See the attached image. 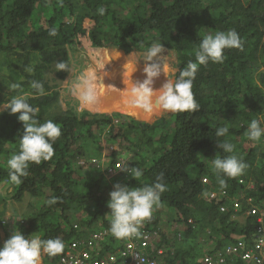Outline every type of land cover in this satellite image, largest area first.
I'll use <instances>...</instances> for the list:
<instances>
[{
  "label": "trees",
  "instance_id": "16d2710c",
  "mask_svg": "<svg viewBox=\"0 0 264 264\" xmlns=\"http://www.w3.org/2000/svg\"><path fill=\"white\" fill-rule=\"evenodd\" d=\"M53 28L54 37L49 35ZM230 30L239 34L242 47L226 49L222 62L199 66L192 88L200 105L196 112H173L149 123L103 107L91 109L97 113L79 110L72 100H64L68 111L57 104L58 81L67 78L80 62L76 54L90 45L130 54L159 41L176 54L182 69L195 59L203 36ZM56 62L67 63L70 71H55ZM53 71L55 77H49ZM33 80L54 95L41 97L30 87ZM13 83L20 87L12 89ZM20 94L37 109L36 118L53 120L61 135L53 142V157L30 164L29 175L15 184L7 160L19 151L24 128L16 115L0 113V185L7 180L12 188L10 198L0 190V225H5L8 200L22 203L28 195L44 201L36 212L19 215L13 210L9 226L25 236L63 240L62 253H42L45 264H57L75 238L110 229L107 177L80 165L81 160L102 158L106 148L111 163L105 172L116 168L122 151L138 158L130 167L143 170L137 181L121 174L114 177L116 183L139 187L164 174L160 206L143 222L148 231L162 235L163 264H202L207 247L220 250L227 260L226 247L255 242L256 223L244 216L249 204L241 200L236 211L232 203L242 195L264 202V137L252 142L246 136L249 122L264 114V0H0V102ZM42 100L52 105L43 107L47 102ZM221 126H228L229 134L219 139L232 142L233 154L248 165L240 176L223 177V187L211 164L217 154L228 155L217 148L215 132ZM110 143L116 148L106 147ZM204 177L213 189L226 190V196L205 198ZM241 180L251 183L249 190ZM53 197L57 203L49 206L46 201Z\"/></svg>",
  "mask_w": 264,
  "mask_h": 264
},
{
  "label": "clouds",
  "instance_id": "9594fccd",
  "mask_svg": "<svg viewBox=\"0 0 264 264\" xmlns=\"http://www.w3.org/2000/svg\"><path fill=\"white\" fill-rule=\"evenodd\" d=\"M100 12L103 14V9H100ZM49 35L56 36V29H51ZM242 43L239 34L234 30L227 32L216 31L215 34L203 36L199 40L198 47L195 49V59L189 60L182 69L178 67V61H176L175 66L178 70L176 76L179 75L175 77V80L167 78V81L159 90H154L153 84L155 80L160 77L162 72L165 74L168 54L174 52L166 51L161 42L153 41L142 53L143 58L141 60L145 62L143 72L146 78L143 81H131L130 87L126 86L125 90H123L127 97V104L132 108H140L145 111H152L153 109H162L168 112L193 113L198 111L200 105L194 98L192 88L199 66L206 65L209 61L216 63L222 62L226 49L241 48ZM123 52L127 54L125 51ZM54 67L57 72L70 71L68 64L65 62H56ZM99 74L97 73L101 77L99 81H102L105 75L103 73ZM96 84L100 87L105 86L103 83H98V80ZM19 87V84L13 83L11 85L12 89H18ZM30 87L37 94H44L45 90L41 82L33 80ZM73 90L76 91L82 103H92L96 99V89L92 86V82L87 76L79 82H73ZM1 109L3 110L1 111ZM3 111H7L10 115H16L18 121L22 123L24 128L23 135L19 139V151L13 153L7 160L10 181L15 184H21L23 183L22 178L29 175L28 169L30 164H40L42 161H48L53 157V142L60 137L61 129L51 119L40 122L36 118L37 109L28 103L26 96L23 94L12 96L7 102H0V113ZM257 117L249 122L246 130V136L252 142H259L264 137V114L258 115ZM228 134V126H221L216 129L217 148L220 150L219 152L228 155L220 156L217 154L211 160L213 171L219 177V183L222 187L226 186V180L223 177L235 178L242 175L248 167L242 158L233 154L235 146L232 142L219 139L226 137ZM105 152L100 159L89 161L81 160L80 165L83 168L104 173L107 177L108 184L109 178H117L121 174L130 175L136 181L143 176V170L140 167H130V162H126L123 157H120L117 162V164H122L121 168H118L116 164V168L108 170V173L105 172L104 168L111 163V159L107 154L108 148L105 149ZM163 181L164 174L160 173L155 182L139 187L121 185L120 183L114 184L113 188L111 187L109 189L111 191L109 193L110 199L107 202L109 212L105 215L110 219V229L99 232L94 230L87 233L84 237L75 238L67 245L63 256L70 257L72 255L79 258L84 252H87L90 256L88 258L82 257V260H85V262L94 263L97 260L100 263L106 264H125L120 258L113 262L111 261V257L113 255L119 257L120 253L126 250L125 242L129 238L139 242L144 235L149 234L152 238L153 246L145 254L156 261L157 264H163L164 248L159 246L162 235L157 231L151 233L143 223L151 217L153 209L160 206L161 194L166 191V185ZM203 183L207 189L205 198L209 200L220 198L219 196L223 192H225L224 196H226V190L213 189L211 187V181L208 177H204ZM240 183L249 190L251 183L247 184L243 180ZM253 189H256L255 186ZM212 194H217V196L213 198ZM5 197L10 198L8 195ZM57 200V197H53L48 199L46 203L51 206L56 204ZM241 200L249 204L244 216H250L255 221L256 240L251 244L242 240L235 246L230 245L226 247L224 249L225 252L229 247L232 249L238 247L239 249L237 252H233L225 264L227 262L229 264H238V262L240 264H253L251 261L245 260L244 255L247 252L259 254L264 250L258 251L256 248L259 242V228L264 225V223L260 222L262 214L254 215L252 213L254 207H257L261 211L264 210V202L257 204L254 197L242 195L241 198H234L233 200L232 207L236 211H239L243 205ZM9 201L11 200L6 202V214ZM235 202H239V208L235 207ZM222 208H225V210H222ZM221 210L226 211V206L222 205ZM6 214L5 220L3 221L5 225H0V234L2 233L3 236L0 237V264H45L42 253L47 254L49 257H55L64 251L65 244L62 239L58 237L42 239L38 234L25 236L20 230L9 226L10 224L8 223ZM239 217L242 218V216ZM219 255L220 250L210 252L209 247H207L204 249L200 262L202 264H208L206 259L213 257L212 264H217ZM62 257L57 264H63ZM235 258L238 261H234Z\"/></svg>",
  "mask_w": 264,
  "mask_h": 264
},
{
  "label": "rangeland",
  "instance_id": "374dc122",
  "mask_svg": "<svg viewBox=\"0 0 264 264\" xmlns=\"http://www.w3.org/2000/svg\"><path fill=\"white\" fill-rule=\"evenodd\" d=\"M85 49L87 50L83 51L82 53L79 52L76 54V57L80 60L79 64L74 63L75 67L72 66L71 73L67 76V78H65V80L63 81H58L59 87L57 91L60 93V98L57 101V104L60 105V108L63 111H68L64 100H72L75 101V103H78L77 106L80 110L86 109L88 111H91L92 113H97L92 111L91 109L103 107L104 110H109L113 113H122L123 115H128V117L134 118L135 120L145 121L149 123H153L157 119L173 113L164 111L162 109L145 111L140 108H132L127 104V97L123 90H125L126 86L130 87L131 81H143L146 78L143 72L145 62L141 60L143 58V52L125 54L119 49H98L92 47L91 45L90 47H87ZM176 61L177 60L175 53L168 54L165 74L162 72L160 77L155 80L153 84L154 90H159L162 87V81H167V78L170 80H175L176 74L178 72L175 66ZM48 73H51V71ZM97 73L98 75H100L99 73H103V75H105L102 81H99L101 77L98 76ZM51 75L55 77L56 73L53 71V74H49L48 76L50 77ZM85 76L88 77V79L92 82V86L96 89V99L92 103H82L79 100L76 91L73 90V82H79ZM97 80L98 83H103L105 86H98L96 84ZM46 92L47 93H44L43 95H41V97L48 94L52 96L54 95L49 91ZM53 101L55 100L52 99L51 102ZM42 102L47 101L42 100ZM51 102L48 100L47 104H44L43 107L47 106L48 103L51 104ZM2 110L3 109H1V111ZM106 147L116 148V146H112L111 143ZM108 150L111 151L110 148H108ZM120 157H123L126 162H130L131 160H138V158L134 157V155L132 154L127 153V151H122ZM8 184L9 181L5 180L0 185V190L4 196H10L9 192L11 191V188ZM109 184L113 188V185L116 184L115 178H109ZM109 193L110 192H108V195ZM37 201L38 200L30 198L28 195H26L22 203H12V201H9L8 211L6 214L8 223L12 225L11 220H13V210L19 215H25L31 213L32 211L36 212L39 204H44V201H38L39 203ZM17 218L18 217L16 216V220H18ZM182 227L183 226L179 224L176 225V229H182ZM0 237H3L2 233L0 234Z\"/></svg>",
  "mask_w": 264,
  "mask_h": 264
},
{
  "label": "built area",
  "instance_id": "2783aa9c",
  "mask_svg": "<svg viewBox=\"0 0 264 264\" xmlns=\"http://www.w3.org/2000/svg\"><path fill=\"white\" fill-rule=\"evenodd\" d=\"M122 164L118 163L117 167L121 168ZM225 195V192H223L219 197H223ZM217 194H212V197H216ZM235 207L239 208V202H235ZM222 210H225V208H222ZM252 213L254 215L257 214H262L261 218H260V222L264 223V210H259L257 207H254L252 209ZM258 243H257V250L258 251H262L264 249V225L261 226L259 228V235H258ZM126 250L121 252L119 257L113 255L111 257V261L115 262L116 259L120 258L124 261L125 264H157L156 261L152 260L150 257H148L145 253L147 252L148 249H150L153 246L152 243V238L149 234H146L143 236V238L139 241L136 242L134 239L129 238L126 242ZM238 247H235L234 249H232L231 247H229L226 250V253L229 255H232L233 252H237L238 251ZM90 255L87 252H84L82 254V256H80L79 258L75 257V256H63L62 257V263L63 264H106V263H100L99 261H95L94 263H90V262H85V260H82V257L84 258H88ZM244 259L251 261L253 264H263L264 262V250L262 252H260L259 254L257 253H253V252H247L244 255ZM206 262L208 264H212L213 263V257H209L208 259H206ZM225 264L226 263V259L225 256L220 253L219 255V261L217 262V264Z\"/></svg>",
  "mask_w": 264,
  "mask_h": 264
},
{
  "label": "bare ground",
  "instance_id": "6f19581e",
  "mask_svg": "<svg viewBox=\"0 0 264 264\" xmlns=\"http://www.w3.org/2000/svg\"><path fill=\"white\" fill-rule=\"evenodd\" d=\"M162 83H163V81H162ZM137 117H139V116H137ZM252 188V187H251Z\"/></svg>",
  "mask_w": 264,
  "mask_h": 264
}]
</instances>
